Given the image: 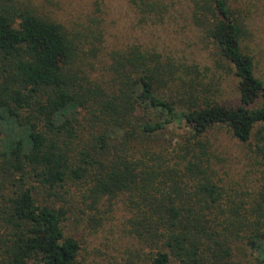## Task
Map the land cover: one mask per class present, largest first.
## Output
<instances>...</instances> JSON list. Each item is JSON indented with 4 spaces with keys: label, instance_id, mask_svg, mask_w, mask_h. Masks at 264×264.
<instances>
[{
    "label": "trees",
    "instance_id": "trees-1",
    "mask_svg": "<svg viewBox=\"0 0 264 264\" xmlns=\"http://www.w3.org/2000/svg\"><path fill=\"white\" fill-rule=\"evenodd\" d=\"M32 1L0 0V264H81L75 232L102 233L119 199L136 248L93 264H239L242 244L264 264V169L237 203L251 195L221 187L200 140L225 127L246 143L264 125V83L226 1L193 3L191 32L213 49L203 70L138 37L107 50L97 25L70 33ZM129 5L145 26L173 3ZM227 79L238 101L220 106ZM254 154L264 161V147Z\"/></svg>",
    "mask_w": 264,
    "mask_h": 264
},
{
    "label": "rangeland",
    "instance_id": "rangeland-1",
    "mask_svg": "<svg viewBox=\"0 0 264 264\" xmlns=\"http://www.w3.org/2000/svg\"><path fill=\"white\" fill-rule=\"evenodd\" d=\"M47 1L46 4H41L42 0H33L32 3L35 7L46 5L43 9L45 14L63 25L70 33L97 25L104 32L107 50L114 46L118 48V38L132 40L138 37L139 42L149 47V50L176 60H184L185 66H197L203 70L206 65L211 64L213 49L204 47L201 38L193 34L188 25L195 0H169L173 5L168 7L165 20L148 21L145 26H139L129 0ZM225 1L232 18L241 27L239 47L244 55L251 58L254 77L264 83V0ZM32 9L42 13V9ZM235 90L230 79L223 81L221 91L214 93L215 103L220 106L236 105L238 100ZM258 131L261 132L258 134ZM177 133L178 131L169 129L160 137L170 140ZM200 140L207 145V151L211 154L210 169L214 171L221 187L227 193L251 195L237 197V203L252 200L258 189L260 173L264 169V161L254 154L257 146L264 147V125H256L246 143L235 139L225 127L209 130ZM102 217L105 224L102 233L93 234L89 229L75 232V239L79 241L82 249V256L78 258L81 264L99 263L100 256L106 258L105 256L116 255L127 248H136L135 243L120 234L122 223L129 217L122 199L117 200L112 211L102 214ZM112 228L114 232H110ZM149 251L145 249L146 254ZM233 260L239 264H254V256L243 244L233 249Z\"/></svg>",
    "mask_w": 264,
    "mask_h": 264
}]
</instances>
